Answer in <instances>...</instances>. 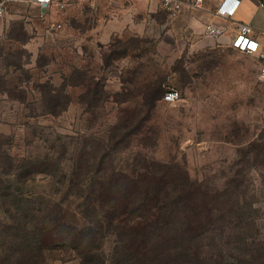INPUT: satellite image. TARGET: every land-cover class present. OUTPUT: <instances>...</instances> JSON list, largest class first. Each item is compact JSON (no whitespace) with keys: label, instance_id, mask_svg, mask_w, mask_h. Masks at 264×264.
<instances>
[{"label":"rangeland","instance_id":"1","mask_svg":"<svg viewBox=\"0 0 264 264\" xmlns=\"http://www.w3.org/2000/svg\"><path fill=\"white\" fill-rule=\"evenodd\" d=\"M80 14L67 15L66 8L44 10L32 0H7L0 21V173L7 154L61 157L67 171L80 145L108 140L114 145L124 139L112 154L116 170L164 164L199 184L198 227L210 221L217 226L204 253L217 254L222 241L232 257L242 231L249 240L255 236L264 243V82L251 55L232 46L197 49L166 24L107 43L99 40L100 31H92L93 20ZM78 71L85 73L80 74L85 81L99 82V93H88L86 85L69 86L65 110L47 113L38 85L50 81L60 86L64 75L78 79ZM157 81L163 95L168 88L179 89V100L170 103L162 96L155 107L143 105ZM123 116L148 119L140 128L120 133L116 126ZM43 178L40 174L22 188L52 192L65 187L60 173ZM222 214L227 221H241L242 227L221 234ZM45 264L81 262L56 249Z\"/></svg>","mask_w":264,"mask_h":264},{"label":"trees","instance_id":"2","mask_svg":"<svg viewBox=\"0 0 264 264\" xmlns=\"http://www.w3.org/2000/svg\"><path fill=\"white\" fill-rule=\"evenodd\" d=\"M78 72L74 80L64 75L60 86L50 81L38 85L47 113L65 110L71 100L69 86L86 85L88 93H99V82L85 81ZM161 85L155 82L143 105H157L163 96ZM147 119L123 116L116 130H136ZM123 140L80 145L67 171L61 157L6 155L7 166L0 173V264H45L48 253L56 249L70 252L81 264H264V243L255 236L249 240L243 231L235 239L237 252H231L232 257L222 241L217 254L204 253V244H212L209 233L217 226L210 221L198 227L199 184L188 173L164 164L158 169L149 163L145 168L135 165L131 172L116 170L112 154L119 152ZM62 147L67 152V146ZM58 173L63 189L22 188L40 174L47 181ZM204 200L212 215L208 194ZM222 215L221 234L242 227L241 221H227Z\"/></svg>","mask_w":264,"mask_h":264},{"label":"crops","instance_id":"3","mask_svg":"<svg viewBox=\"0 0 264 264\" xmlns=\"http://www.w3.org/2000/svg\"><path fill=\"white\" fill-rule=\"evenodd\" d=\"M182 1L184 8L175 18L162 10L161 0H52L48 8H66L67 15L79 12L81 16H89V21L93 20L92 31H100L99 40L107 43L115 37L136 36L146 32L150 26L166 24L173 25L174 31L186 35L197 49L222 50L231 46L239 23H247L252 26L253 35L264 44V10L260 6L264 0H239L231 16L218 12L224 0ZM236 1L228 0L225 6L231 7ZM32 2L40 6L34 0ZM166 14L167 21H164L162 15ZM210 25L222 32L218 35L207 33ZM248 55L254 59L253 63L259 70V56Z\"/></svg>","mask_w":264,"mask_h":264},{"label":"built area","instance_id":"4","mask_svg":"<svg viewBox=\"0 0 264 264\" xmlns=\"http://www.w3.org/2000/svg\"><path fill=\"white\" fill-rule=\"evenodd\" d=\"M39 3L42 9L46 10L52 0H34ZM228 0H224L222 5L218 8V12L223 15L231 16L235 12L239 0L236 1L231 7H226L225 4ZM260 6L264 10V1L260 2ZM7 7V0H0V21L3 19ZM161 8L168 13L172 18L180 15L184 8V2L182 0H161ZM253 28L247 23H239L237 32L231 41V46L241 52L248 54H257L260 58L259 63V79L264 82V44L257 37L253 35ZM222 32L221 29L208 26L207 33L211 35H218ZM264 36V32H263ZM163 98L165 101L174 103L180 98V91L176 88H168L165 90Z\"/></svg>","mask_w":264,"mask_h":264}]
</instances>
